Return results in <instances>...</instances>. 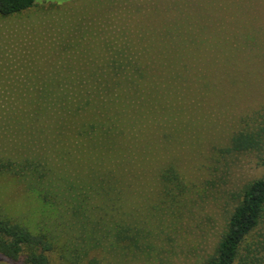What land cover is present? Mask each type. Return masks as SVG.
Segmentation results:
<instances>
[{"label": "rangeland", "instance_id": "obj_1", "mask_svg": "<svg viewBox=\"0 0 264 264\" xmlns=\"http://www.w3.org/2000/svg\"><path fill=\"white\" fill-rule=\"evenodd\" d=\"M114 65L123 72L114 74ZM136 79L154 93L140 98V117L158 123H143L139 133L149 142L137 149L149 161L145 170L119 175L134 187L78 191L73 218L63 202L45 203L29 181L0 176V217L51 233L52 264H203L217 255L244 189L264 175V0H35L0 15V105L89 93L57 84ZM2 121L0 158L35 157L38 167L59 176L66 167L87 181L86 171L59 156L63 145L77 155L75 144L57 143L41 124L18 129ZM241 135L252 147L234 148ZM167 166L176 178L162 181ZM128 233L136 248L127 245ZM241 255L264 264L263 221ZM0 264L28 263L0 254Z\"/></svg>", "mask_w": 264, "mask_h": 264}, {"label": "trees", "instance_id": "obj_2", "mask_svg": "<svg viewBox=\"0 0 264 264\" xmlns=\"http://www.w3.org/2000/svg\"><path fill=\"white\" fill-rule=\"evenodd\" d=\"M34 3L35 0H0V15L19 13L33 7ZM133 68L135 75H139L140 69ZM112 72L121 74L123 69L122 67L116 69L114 65ZM130 81H97L90 85L76 83L67 87L57 84L56 90L61 88L66 91L78 90L83 85L84 91L89 93L46 94L40 99L28 101L3 100L0 105L2 122L14 124L19 127L18 129L24 128L28 121L31 124H41L49 127L52 139L57 143L75 144L76 150L73 153L77 155L71 156L63 145L59 156L63 163L72 161L76 168L80 167L78 169L86 171L81 177L87 178V181H79L78 178L71 176L69 173L71 170L66 167L64 172L58 171L60 176L56 175L52 166L38 167L36 163L34 164L35 157L31 161L21 158L15 163L12 157L1 156L0 176L12 175L24 183L29 181V184L25 183L26 186L30 185V188L37 190L45 203L58 206L59 201L63 202L73 211V218L77 216L75 207L79 204L78 191L114 192L117 189L134 187L127 178L126 182H122L119 175L132 177L140 175L141 168L145 170L149 161L146 155L137 149L142 144L148 145L149 142L142 139L143 135L140 136L139 133L144 130L143 123L152 125L158 122L155 118L146 121L140 117L146 113L142 110L145 108L141 107L143 104L140 98L147 95L150 99L154 93L142 89L143 85L137 79ZM131 102L134 103L131 105ZM20 103L26 105V108L20 109ZM148 113L154 114L151 111ZM127 131L132 134L133 141L130 144L125 143L128 142ZM44 136L46 140H50L46 132ZM236 141L235 149H246L252 145V140L247 136L241 135ZM85 156L89 162L84 159ZM160 177L162 181L176 178V169L167 166ZM52 187L60 188L59 195ZM262 221L264 222V175L244 189L242 201L230 216L228 230L219 244L217 255L203 264H254L248 256L241 255L243 243ZM127 237L129 239L127 245L136 248V240L129 233ZM53 238L51 233H33L27 227L0 217V254L11 260L16 261L23 256L28 264H52L50 253L54 250Z\"/></svg>", "mask_w": 264, "mask_h": 264}]
</instances>
